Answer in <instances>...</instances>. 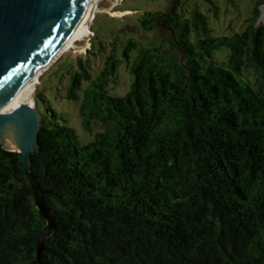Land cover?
I'll return each instance as SVG.
<instances>
[{"label": "trees", "instance_id": "16d2710c", "mask_svg": "<svg viewBox=\"0 0 264 264\" xmlns=\"http://www.w3.org/2000/svg\"><path fill=\"white\" fill-rule=\"evenodd\" d=\"M188 1L111 37L92 25L56 89L83 136L38 87L32 173L53 228L38 259L48 222L0 141V264H264L263 0L232 35Z\"/></svg>", "mask_w": 264, "mask_h": 264}, {"label": "water", "instance_id": "95a60500", "mask_svg": "<svg viewBox=\"0 0 264 264\" xmlns=\"http://www.w3.org/2000/svg\"><path fill=\"white\" fill-rule=\"evenodd\" d=\"M95 1L0 0V141L5 149L19 153L23 190H33L48 222L39 238L38 259L53 228L43 203L42 178L32 173L31 156L39 147L40 111L36 104L25 102L10 106L33 74L54 58L80 26L87 25ZM260 10L257 26L264 25V6Z\"/></svg>", "mask_w": 264, "mask_h": 264}, {"label": "rangeland", "instance_id": "374dc122", "mask_svg": "<svg viewBox=\"0 0 264 264\" xmlns=\"http://www.w3.org/2000/svg\"><path fill=\"white\" fill-rule=\"evenodd\" d=\"M255 1L256 0H189L188 2L190 5L188 6L191 7V3L198 4L199 9L208 17L209 25L213 29V35H232L235 31H242L246 27V19L252 14ZM173 2L175 5L177 0H99V10L93 18L89 35L77 41L74 48L64 52L60 56H64L62 63L53 66V68L45 74L42 81L39 78V82L36 84V89L32 95L33 101H36V94L39 87V91L46 93L58 109L66 112L69 124L76 129L80 136H83L85 131L81 125L78 114V105L73 101L60 98L56 89L61 85V79L67 82V64L75 58L77 53L86 52L85 48L88 47L87 42L94 36L92 25L95 31L101 36L111 37L117 29L126 24L130 17L128 15L133 12L137 14L145 10L163 9L166 8L167 5H173ZM260 6H264V0ZM125 16L127 17L125 18ZM164 34L165 33L162 31L158 36L159 39H162ZM121 66L123 80L132 82V79L128 76L125 77L126 71L124 64ZM45 71H43L42 74Z\"/></svg>", "mask_w": 264, "mask_h": 264}, {"label": "bare ground", "instance_id": "6f19581e", "mask_svg": "<svg viewBox=\"0 0 264 264\" xmlns=\"http://www.w3.org/2000/svg\"><path fill=\"white\" fill-rule=\"evenodd\" d=\"M99 0L95 1L94 7L92 8L88 22L86 26H80L79 29L72 35V37L62 46L61 50L52 58L45 66L39 68L32 76L30 81L24 86V88L13 98L10 108L15 107L19 103H28L30 105H35L32 99V95L36 89V84L39 82L40 75L45 71L51 63L56 60L59 55L61 56L64 52L71 48H74L77 41L86 38L91 31V23L96 12L99 10Z\"/></svg>", "mask_w": 264, "mask_h": 264}, {"label": "built area", "instance_id": "2783aa9c", "mask_svg": "<svg viewBox=\"0 0 264 264\" xmlns=\"http://www.w3.org/2000/svg\"><path fill=\"white\" fill-rule=\"evenodd\" d=\"M88 47L87 48H85V49H89L90 48V46H91V43H90V39L88 40Z\"/></svg>", "mask_w": 264, "mask_h": 264}]
</instances>
